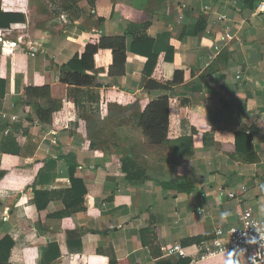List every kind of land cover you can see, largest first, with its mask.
Returning <instances> with one entry per match:
<instances>
[{"label":"crops","instance_id":"1","mask_svg":"<svg viewBox=\"0 0 264 264\" xmlns=\"http://www.w3.org/2000/svg\"><path fill=\"white\" fill-rule=\"evenodd\" d=\"M60 4L1 1L11 21L25 19L0 28V115L17 117L0 119V242L14 243L8 264H179L187 256L167 252L183 240H210L236 227L247 208L264 220V0H83L80 12L56 15ZM102 37H126L128 49L152 39L157 60L129 49L125 75L109 77L113 52L100 50L98 86L65 85L52 123L39 126L38 107L20 103L25 90L59 85L61 67ZM165 96L168 138L152 146L140 116ZM10 135L19 155L3 152ZM100 141L118 145L103 153L92 145ZM114 156L130 158L142 180L126 182ZM49 159L55 169L41 174L48 181L30 188L34 164ZM71 177L87 189L83 211L55 218L65 210L60 198L33 208L34 189L65 192ZM197 252L190 264H246L197 263Z\"/></svg>","mask_w":264,"mask_h":264},{"label":"trees","instance_id":"2","mask_svg":"<svg viewBox=\"0 0 264 264\" xmlns=\"http://www.w3.org/2000/svg\"><path fill=\"white\" fill-rule=\"evenodd\" d=\"M0 0V28H9L13 23H24L25 19L23 15H19V20L11 21L9 16L1 11ZM61 2L59 11L55 14L60 15L61 12H80L78 4L83 0H59ZM88 3H92V6L97 3L98 0H87ZM163 2V0H157ZM107 4L113 6L114 0H105ZM101 21V20H100ZM154 41L149 38H139L132 42L129 50L126 46V37H102L97 43H88L83 47L80 55H77L69 63L61 67L62 80L59 85L50 87H30L25 90V93L20 101L22 106L29 108L37 106L38 124L41 127L50 125L53 120L54 113L60 108L57 104L65 96V85L76 87H95L98 86L96 75L98 70L96 68L95 57L100 50H111L113 52V64L109 68V77H119L125 75V65L127 52L134 54H146L152 59V62L157 60V57L153 55L152 50ZM145 56V55H143ZM88 72H93L94 75H88ZM154 83H150L151 87ZM154 86V85H153ZM156 86V85H155ZM159 86V85H157ZM2 81H0V97L3 95ZM170 99L165 96L157 101L149 102L144 109L139 120V128L143 132V136L148 140L152 146H161L168 138L169 125H170ZM27 122H33L31 118L26 119ZM6 128L9 126L4 124ZM12 134L16 133L21 126H13ZM11 134V133H10ZM10 135L9 138L3 144V152L5 154L19 155L20 147L16 142V138ZM114 161H118L121 169V173L125 176V180L128 183L142 180L141 171H134V163L130 158L119 159L117 156L112 158L110 164ZM55 160L49 159L46 161L37 162L34 164L35 177L30 184V188H35V185L45 184L48 181V176L41 175L43 172H50L55 169ZM72 189L65 192H45L34 189L33 208L38 212L44 211L49 202L54 198H60L64 205L65 210L59 214L54 215L57 219H65L72 217L73 214L83 211L84 208V196L88 193L87 189L82 188V182H75L71 177ZM2 202L0 200V208ZM209 240L208 237L198 236L188 238L182 241L181 246L186 254V258L179 264H190L191 255L197 252V248L205 241ZM14 246L13 241L9 237H5L0 242V264H8V258L10 251ZM3 252V255H2ZM114 264V263H111Z\"/></svg>","mask_w":264,"mask_h":264},{"label":"built area","instance_id":"3","mask_svg":"<svg viewBox=\"0 0 264 264\" xmlns=\"http://www.w3.org/2000/svg\"><path fill=\"white\" fill-rule=\"evenodd\" d=\"M0 41H2L1 36ZM16 42H11V45L16 46ZM0 119L2 123L7 119L12 122L17 121V117L10 118L5 113L0 115ZM234 197L233 194L229 195L231 199ZM167 253L170 256L186 257L180 244L171 247ZM222 257L240 258L246 264H264V220L256 219L252 208H247L239 213L236 227L226 230L217 229L214 237L203 242L199 246L197 254L191 258L197 263H203Z\"/></svg>","mask_w":264,"mask_h":264},{"label":"rangeland","instance_id":"4","mask_svg":"<svg viewBox=\"0 0 264 264\" xmlns=\"http://www.w3.org/2000/svg\"><path fill=\"white\" fill-rule=\"evenodd\" d=\"M7 1L4 2V5H7L6 4ZM2 5H3V0H2ZM19 29V28H18ZM16 30V29H15ZM2 37V35H0ZM19 39V37L17 38V40ZM3 45L5 44V42L2 43ZM11 44V43H10ZM147 105V104H146ZM148 144L150 145V143L148 142ZM92 145H96L98 148H99V151L100 152H107L109 151L111 148L109 147L110 145H115L117 146L118 143H112V142H103V141H100V142H97V143H92ZM148 145V146H149ZM110 154V153H109Z\"/></svg>","mask_w":264,"mask_h":264},{"label":"clouds","instance_id":"5","mask_svg":"<svg viewBox=\"0 0 264 264\" xmlns=\"http://www.w3.org/2000/svg\"><path fill=\"white\" fill-rule=\"evenodd\" d=\"M258 231H259V229H258Z\"/></svg>","mask_w":264,"mask_h":264}]
</instances>
